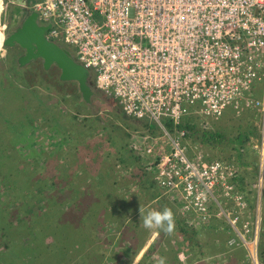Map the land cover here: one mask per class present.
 I'll return each instance as SVG.
<instances>
[{
	"label": "rangeland",
	"instance_id": "374dc122",
	"mask_svg": "<svg viewBox=\"0 0 264 264\" xmlns=\"http://www.w3.org/2000/svg\"><path fill=\"white\" fill-rule=\"evenodd\" d=\"M5 13L2 20L9 17L12 29L23 21L18 6L7 5ZM23 54L19 47L0 52V264H48L58 247L71 254L72 264L86 253L102 256L100 264H264V161L257 149L264 145L263 105L241 116L228 109L220 120L199 119L209 132L224 135L214 144L204 145L198 135L187 140L190 159L203 155L232 167L236 177L225 184L233 199L246 198L237 215L227 204L225 216L204 220L183 213L179 197L158 187L148 164L171 151L174 129L165 125L167 135L128 116L95 85L87 104L76 83L60 80L58 68L46 71L41 60L19 67ZM262 74L261 91L264 68ZM93 195L90 208L78 200L85 204ZM56 204L62 210L54 214ZM110 205L114 217H102ZM164 208L173 213L171 234L142 226L140 209Z\"/></svg>",
	"mask_w": 264,
	"mask_h": 264
},
{
	"label": "built area",
	"instance_id": "2783aa9c",
	"mask_svg": "<svg viewBox=\"0 0 264 264\" xmlns=\"http://www.w3.org/2000/svg\"><path fill=\"white\" fill-rule=\"evenodd\" d=\"M7 1L0 0L2 42L14 29L9 17L2 20L7 5L24 17L25 8L36 11L41 24L52 25L47 38L70 47L124 113L167 135L165 125H173L171 151L148 164L157 167L161 188L182 195L183 213L200 206L198 214L225 216L227 204L234 215L242 211L246 198L233 199L225 184L236 171L203 155L190 159L179 127L190 116L220 120L228 109L241 116L255 103L264 106L251 65L264 57V0ZM256 51L263 54L250 61ZM257 149L263 162L264 145Z\"/></svg>",
	"mask_w": 264,
	"mask_h": 264
},
{
	"label": "water",
	"instance_id": "95a60500",
	"mask_svg": "<svg viewBox=\"0 0 264 264\" xmlns=\"http://www.w3.org/2000/svg\"><path fill=\"white\" fill-rule=\"evenodd\" d=\"M17 4H25V0H14ZM23 21L14 28L13 32L1 41V46L8 49L20 47L24 54L18 58L19 67L23 68L35 61L41 60L43 68L48 71L53 67L60 70V80L73 82L78 85L82 100L92 104L95 96V86L92 82L91 71L76 59L74 53L67 47L50 41L47 33L51 24L43 25L39 22V14L25 8Z\"/></svg>",
	"mask_w": 264,
	"mask_h": 264
},
{
	"label": "trees",
	"instance_id": "16d2710c",
	"mask_svg": "<svg viewBox=\"0 0 264 264\" xmlns=\"http://www.w3.org/2000/svg\"><path fill=\"white\" fill-rule=\"evenodd\" d=\"M168 126H169L170 129H173V125L172 124L168 123ZM179 128L180 129L184 128L186 130V139L187 140L193 139V137L195 138L198 135L199 137L202 138L201 141L206 146H208V144L216 143L217 140L219 141L224 136L223 134L221 135L219 132H215V133L209 132L208 130L210 128H208V126L206 128V126L204 124H201L199 119H197L195 116H190V117L186 118L183 121V125L180 126ZM256 137L259 138L260 135L256 133ZM250 140L251 139L248 136L246 138V142H249ZM238 180L244 182V180H243V178H241V176L238 177ZM70 194L71 193H69V192L66 194V196H69V200H70V198L73 197V195H70ZM64 197H65V195L62 196L61 199L64 198ZM95 199H96V197L93 195L89 199L87 198L86 203L84 204L83 201L78 197L79 202L84 205L83 207L86 206L88 208H90V207H92L94 205ZM108 207H109L110 210H107V208H105V210L101 214L102 217H107L108 214L110 215V217H114L113 213H115V206H111L110 205ZM69 208L72 209V207H69ZM57 210H62V208L60 206H58V204H56L54 206L53 213L55 211L57 212ZM108 212H110V213H108ZM96 214L97 213H95L94 216H93V220L95 219L94 220V224H95V221L97 220V218L95 217ZM54 224H55V220H54ZM98 235L100 237V233ZM35 242H36V240L34 239V243H33L34 245L36 244ZM40 246L39 245H35L36 248H42ZM86 256H87V259H84V261L82 260L81 262L79 261L77 264H82V263L83 264L84 263L85 264H100V260H101L102 256L100 257L98 254H95V255H93L94 258H92V254H90V253H86ZM74 260L75 259L72 258L71 254L67 253L63 248H59L58 247L57 250L53 251L52 257L50 258L48 264H65V261H67L68 264H72L74 262Z\"/></svg>",
	"mask_w": 264,
	"mask_h": 264
},
{
	"label": "clouds",
	"instance_id": "9594fccd",
	"mask_svg": "<svg viewBox=\"0 0 264 264\" xmlns=\"http://www.w3.org/2000/svg\"><path fill=\"white\" fill-rule=\"evenodd\" d=\"M142 226L147 230H160L165 234H171L174 230L173 213L170 209L164 208L162 211L150 210L146 214L140 209ZM160 264H164L161 259Z\"/></svg>",
	"mask_w": 264,
	"mask_h": 264
},
{
	"label": "bare ground",
	"instance_id": "6f19581e",
	"mask_svg": "<svg viewBox=\"0 0 264 264\" xmlns=\"http://www.w3.org/2000/svg\"><path fill=\"white\" fill-rule=\"evenodd\" d=\"M2 48H3V46H2ZM263 53H261V52H258V51H256V53L254 54V55H252L251 56V59H250V61L251 60H254V59H256L257 60V58H260V56L262 55ZM252 65V67H253V74H254V76H255V78H256V80H257V82L258 81H261L262 80V78H263V74H262V70H263V68H264V65H262L261 63H259L258 61H256V62H254V63H252L251 64ZM96 84V83H95ZM97 87V86H96ZM103 92V91H102ZM114 99V98H113ZM151 162V161H150ZM155 162H158V158L156 159V161ZM206 163H212V162H219V161H211V162H208V161H205ZM157 167L155 166V169H154V172H156V169ZM158 187H160L159 185H158ZM161 188V187H160ZM163 190H165L167 193H171V194H174L175 196H178L179 197V200H178V202L180 203V204H182V205H186V202H185V200L182 198V195L178 192V191H176V190H168V189H164V188H162ZM205 192H206V190H204ZM207 208H208V210L209 209H211V208H209V206H207ZM191 213L192 214H198L197 212L199 211V210H204L203 209V207H191ZM208 214H210V213H205V212H202V218L205 220L206 218H207V215ZM209 217V216H208Z\"/></svg>",
	"mask_w": 264,
	"mask_h": 264
},
{
	"label": "flooded vegetation",
	"instance_id": "af4514ba",
	"mask_svg": "<svg viewBox=\"0 0 264 264\" xmlns=\"http://www.w3.org/2000/svg\"><path fill=\"white\" fill-rule=\"evenodd\" d=\"M21 23V22H20ZM14 30V29H13ZM13 32V31H12ZM11 34V33H10ZM61 45H63V44H61ZM63 46H65V45H63ZM66 47V46H65ZM20 48V47H19ZM92 76H91V78H92V82H93V84L96 86V84H95V80H94V76H93V74H91ZM63 82V81H62ZM64 83H66V82H64ZM97 88V87H96ZM98 89V88H97ZM99 90V89H98Z\"/></svg>",
	"mask_w": 264,
	"mask_h": 264
},
{
	"label": "crops",
	"instance_id": "0c3cea01",
	"mask_svg": "<svg viewBox=\"0 0 264 264\" xmlns=\"http://www.w3.org/2000/svg\"><path fill=\"white\" fill-rule=\"evenodd\" d=\"M146 249V248H145ZM145 249H143V251H141L138 255V258L140 257L141 253L145 251Z\"/></svg>",
	"mask_w": 264,
	"mask_h": 264
}]
</instances>
